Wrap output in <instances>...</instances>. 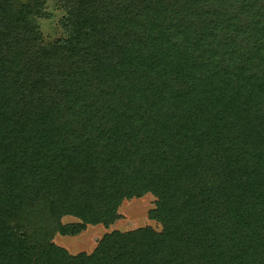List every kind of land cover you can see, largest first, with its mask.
I'll return each mask as SVG.
<instances>
[{
  "label": "trees",
  "instance_id": "16d2710c",
  "mask_svg": "<svg viewBox=\"0 0 264 264\" xmlns=\"http://www.w3.org/2000/svg\"><path fill=\"white\" fill-rule=\"evenodd\" d=\"M0 264H264V0H0Z\"/></svg>",
  "mask_w": 264,
  "mask_h": 264
},
{
  "label": "rangeland",
  "instance_id": "374dc122",
  "mask_svg": "<svg viewBox=\"0 0 264 264\" xmlns=\"http://www.w3.org/2000/svg\"><path fill=\"white\" fill-rule=\"evenodd\" d=\"M47 8L52 18L50 20L40 21V28L44 39L46 41H52L62 36V31L57 25L62 14L50 3ZM154 201L155 198L151 195L124 201L119 209L121 219L113 226L109 228L101 225L89 226L81 235L73 238L56 236L54 243L66 249L71 255H76L81 252L91 254L96 248L98 240L106 233H111L115 230L126 232L145 226H151L156 231H160L161 227L159 224L147 219V212L154 207ZM62 222L64 224L70 223L74 222V219L66 217Z\"/></svg>",
  "mask_w": 264,
  "mask_h": 264
}]
</instances>
